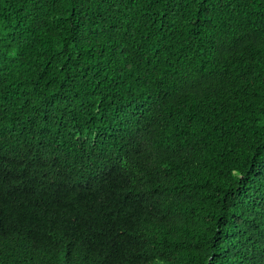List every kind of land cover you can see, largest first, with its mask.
Masks as SVG:
<instances>
[{
  "label": "trees",
  "instance_id": "obj_1",
  "mask_svg": "<svg viewBox=\"0 0 264 264\" xmlns=\"http://www.w3.org/2000/svg\"><path fill=\"white\" fill-rule=\"evenodd\" d=\"M0 264H264V0H0Z\"/></svg>",
  "mask_w": 264,
  "mask_h": 264
}]
</instances>
